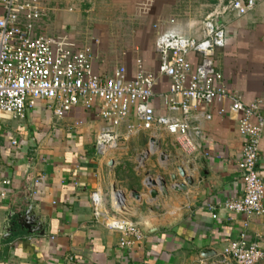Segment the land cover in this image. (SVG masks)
<instances>
[{
	"label": "crops",
	"instance_id": "1",
	"mask_svg": "<svg viewBox=\"0 0 264 264\" xmlns=\"http://www.w3.org/2000/svg\"><path fill=\"white\" fill-rule=\"evenodd\" d=\"M142 1L40 0L43 15L32 33L64 36L76 47L89 45L95 75L109 77L123 67L132 79L137 58L148 72L158 66L154 32L138 28L136 43L130 44L131 33L122 27ZM158 1L167 9L163 16ZM155 2L147 15L158 19L159 30L172 33L168 21L177 19L175 1ZM218 22L225 42L214 52V67L244 102L264 101V0H255L244 15L228 13ZM189 36L199 38L201 28ZM168 86L166 77L157 79L151 101L155 114L170 115L161 98ZM217 108L207 107L210 120L193 122L201 127L202 154H186L163 129L136 127L128 133L126 122L118 128L116 147L99 153L96 135L105 121L96 103L78 105L62 117L44 101L27 109L21 120L0 114V176L10 179L0 202V264H235L223 249L241 232L264 253V215L246 219L221 209L243 194L237 167L243 142L235 117L218 115ZM127 122L137 125L132 113ZM179 167L191 180L185 189L176 186L184 184ZM257 169L264 185V131ZM148 178L165 181L163 187H151L154 196L145 185ZM92 192L99 194L104 213L141 229L140 244L118 246L119 234L93 218ZM29 207L34 225L27 222V229L16 215ZM257 264H264V257Z\"/></svg>",
	"mask_w": 264,
	"mask_h": 264
},
{
	"label": "built area",
	"instance_id": "2",
	"mask_svg": "<svg viewBox=\"0 0 264 264\" xmlns=\"http://www.w3.org/2000/svg\"><path fill=\"white\" fill-rule=\"evenodd\" d=\"M254 4L255 0L218 1L205 15L199 38L162 32L154 24L157 70H144L137 58L135 76L127 79L123 67L114 69L109 77L95 75L89 45L76 47L64 36L34 35V24L43 15L40 0H0V114L21 120L27 109L44 101L54 116L62 117L78 105L91 108L96 103L98 115L105 121L96 135L99 153L116 147L118 128L126 122L128 133L136 127L149 132L163 129L175 136L186 154H202L197 140L202 137L201 127L193 122L210 120L212 115L206 109L217 104L218 115L235 117L243 142L237 163L243 194L225 201L221 209L246 219L264 215V185L257 169L264 101L246 103L239 93L229 90L213 60L215 50L225 42L219 19L228 13L244 15ZM159 77L169 81L168 89L161 94L169 116L155 114L151 104ZM130 113L137 125L127 122ZM8 185L10 179L0 176V202ZM90 201L94 220L119 234L120 248L130 249L142 242L144 234L137 225L101 210L97 192L90 194ZM223 254L235 264H257L264 257L255 243L247 241L244 232L227 243Z\"/></svg>",
	"mask_w": 264,
	"mask_h": 264
},
{
	"label": "rangeland",
	"instance_id": "3",
	"mask_svg": "<svg viewBox=\"0 0 264 264\" xmlns=\"http://www.w3.org/2000/svg\"><path fill=\"white\" fill-rule=\"evenodd\" d=\"M156 0H143L142 2L136 5V9L134 11L133 17L130 12V18L126 17V20L122 22V27H124L125 31L131 33L130 37H127V43H136V31L142 28V30H148L150 33L154 32L153 35V46L154 39L156 34V29L154 28L155 22L158 19L151 17L147 13L151 10L152 7L156 5ZM172 7L173 11L177 13V19L168 21L170 30L172 33L180 34V35H191L192 32L201 28V23L205 17V15L211 11L213 6L218 1L225 0H174ZM157 2V6L161 8L160 14L163 16L165 14V4ZM169 6V5H168ZM161 26L165 25L167 20L164 17L160 18ZM171 23V24H170ZM172 25V26H171ZM135 28V29H134ZM139 28V29H138ZM159 30V28H158ZM168 30V29H167ZM161 31V30H160ZM165 31V29H163ZM128 33L126 35H128ZM139 40V39H138Z\"/></svg>",
	"mask_w": 264,
	"mask_h": 264
},
{
	"label": "water",
	"instance_id": "4",
	"mask_svg": "<svg viewBox=\"0 0 264 264\" xmlns=\"http://www.w3.org/2000/svg\"><path fill=\"white\" fill-rule=\"evenodd\" d=\"M150 143H152V140H150ZM178 171H179L180 177H182L184 179V184H178L176 186H177V188L185 189L186 184H190L191 183V180L186 177L184 171L180 167L178 168ZM171 181L172 182L175 181V176L174 175L171 176ZM144 182H145L146 187H148L149 189H151V187L157 185L158 183H159L158 185L161 186V187H163L164 184H165V181L162 180V179H160V181H158V183H157V181H153V180H151L149 178L146 179ZM163 191H164V193L166 192L165 187L163 188ZM155 194H156V191L153 190V189H151L150 190V195L151 196H154ZM33 216L34 215L32 214L31 207H29L28 209H26L24 211V213L17 214L16 215V218H17V222H18L19 225L24 226L27 229H29L30 228V225H28L27 222H29L30 224H33L34 225ZM24 221L26 223H24ZM31 222H33V223H31Z\"/></svg>",
	"mask_w": 264,
	"mask_h": 264
}]
</instances>
